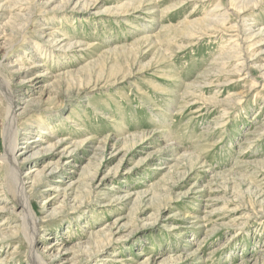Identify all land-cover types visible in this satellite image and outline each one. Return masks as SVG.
<instances>
[{
  "label": "rangeland",
  "instance_id": "1",
  "mask_svg": "<svg viewBox=\"0 0 264 264\" xmlns=\"http://www.w3.org/2000/svg\"><path fill=\"white\" fill-rule=\"evenodd\" d=\"M236 1L0 0L48 262L264 264V0ZM6 175L0 264H34Z\"/></svg>",
  "mask_w": 264,
  "mask_h": 264
},
{
  "label": "bare ground",
  "instance_id": "2",
  "mask_svg": "<svg viewBox=\"0 0 264 264\" xmlns=\"http://www.w3.org/2000/svg\"><path fill=\"white\" fill-rule=\"evenodd\" d=\"M18 1H20V0H18ZM239 1H241V0L236 1L237 2V5H238V2ZM16 2L17 1H14V4ZM248 8L249 7H247V8H241L242 10L240 9L238 13L241 14L243 10H247ZM233 11H234V9H233ZM207 21L208 22L206 23V25L204 27H206V28H208V30H210V28L213 27L212 26L213 23L216 22V21H213V20L212 21L211 20L210 21L207 20ZM244 21H246V19H244ZM244 21H243V24L246 25V22L247 21L245 23H244ZM198 24H203V22L198 21L197 25ZM189 25H192V23H189ZM234 25H237V24H234ZM242 26H244V25H242ZM247 26H248L247 32L251 33L252 31H254L252 33H256L255 30H252L253 25L248 24ZM242 29H243V27H242ZM244 30H242V31H244ZM259 30L261 31V28H259ZM215 31H216V29H215ZM2 34H3V32H2ZM233 36L236 39L237 38L238 39H241V37L243 35H241V33H240V36L241 37H239V34L237 33V34H233ZM235 41H237V40H235ZM241 41H242L241 45H243V46L245 45L244 46L245 48L246 47H249L250 48L254 44V41H253V39L251 37V34L247 35L246 38H242ZM228 42L230 43V41H228ZM234 49H235V47H234ZM236 51H238V50H236ZM229 53H231V52H229ZM234 55H232V56L234 57ZM242 57H243V54H241V53H239L238 55L235 56L236 59L237 58L242 59ZM226 58H227V56H226ZM251 58H250V60L252 61L253 59H251ZM222 60H224V59H222ZM222 60H220V61H222ZM0 66H3V69H5V68L7 69L6 65L3 62H0ZM222 66H223V64H222ZM247 73L248 72H246L245 74H247ZM2 78H0V84H2V87L3 88L0 87V89H1L0 92H1L2 96L4 98H6L7 104L5 103V105H4V110L5 111L3 113L4 123H3V129H2V138H3L4 151L0 155V160H1L2 165L6 168V171H7V175H6L7 176V182L6 183L10 187V190L11 191H14V193L17 196H19L18 202H19V204L23 208L22 212H24V213L22 214V218H23L22 229H23V232L26 235V237H28L29 243H30V246H31V258L30 259H32V261L34 262V264H51L50 262H48V260L42 254H40L34 248L35 241H36V238H37L36 230H37V226H38V217H37V214H36L35 210L32 208L31 202L29 201V195H28L27 188H26V182H25L24 176H23V171H22L21 165H19V163H18V160H19L18 155L28 146V144H31V143L29 142L30 140L24 139L26 141L21 142L22 145H20V142L18 140V129L19 128L17 127V120L18 119H17V112H16V110L17 109H20V105L21 104L18 103L16 105V101L13 98V93H14V88H13L14 85H13V82L10 81V83H9L7 81L8 83H4V81L2 80ZM212 81H213V79H212ZM20 99H22L21 96H20L19 100ZM25 110L24 109L21 110L20 113L24 114ZM38 176H42V173H39Z\"/></svg>",
  "mask_w": 264,
  "mask_h": 264
}]
</instances>
